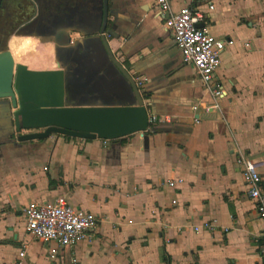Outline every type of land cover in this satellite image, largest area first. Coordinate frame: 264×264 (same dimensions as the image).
I'll list each match as a JSON object with an SVG mask.
<instances>
[{"label":"crops","instance_id":"0c3cea01","mask_svg":"<svg viewBox=\"0 0 264 264\" xmlns=\"http://www.w3.org/2000/svg\"><path fill=\"white\" fill-rule=\"evenodd\" d=\"M38 1L1 0L0 34L9 35L2 49L30 69L58 68L52 55L61 44L52 36L68 30L69 43L84 37L69 26L44 31L50 22L39 19L50 10L48 0ZM192 3L208 12L210 33L235 42L217 71L226 91L221 99L182 61L154 0H107L108 44L132 78L143 79L148 115L158 119L147 131L124 142L59 134L19 141L10 101L0 98V264H15L22 245L20 264H74L72 258L75 264H264L263 223L236 164L238 151L264 161V0H174L172 9ZM27 38L34 51L23 48ZM14 47L27 55L19 60ZM40 47L52 52L46 67L35 54ZM201 102L218 108L193 111ZM171 180L177 187L168 186ZM59 195L99 222L92 243L52 254L55 244L26 233L22 208ZM204 220L216 228L193 230Z\"/></svg>","mask_w":264,"mask_h":264},{"label":"built area","instance_id":"2783aa9c","mask_svg":"<svg viewBox=\"0 0 264 264\" xmlns=\"http://www.w3.org/2000/svg\"><path fill=\"white\" fill-rule=\"evenodd\" d=\"M174 0H154L165 30L172 35L173 41L180 51L182 61L192 65L198 75L203 87L214 99H221L226 96V91L217 76L218 68L221 64L222 54L227 48L234 45V40L230 36H216L204 25L209 16L200 5L192 3L184 5L177 10L172 9ZM208 10L214 9V3L209 1ZM202 24L201 27L198 25ZM248 45V43H245ZM139 91L143 87V79H134ZM218 108L217 102L209 106L206 103H196L192 105V110L198 109L209 111ZM156 116L148 115L149 125L157 122ZM197 122L198 120L195 119ZM236 164L239 167L242 180L246 186L249 198L254 202V207L258 218L263 223L261 240L258 243V250L264 259V161L257 160L249 151H238ZM169 187H177L176 180L168 181ZM175 200L172 203L175 204ZM25 219V229L33 239L51 247L52 254L56 248L73 249L79 243H92L96 237L98 227V217L89 210L73 206L62 196H56L51 200L42 202L29 201L22 208ZM216 228L214 220H204L193 230L212 231ZM25 246L22 245L18 253V261L25 254ZM72 262H77L72 258Z\"/></svg>","mask_w":264,"mask_h":264},{"label":"water","instance_id":"95a60500","mask_svg":"<svg viewBox=\"0 0 264 264\" xmlns=\"http://www.w3.org/2000/svg\"><path fill=\"white\" fill-rule=\"evenodd\" d=\"M107 16V0H101L97 30L101 48L133 94L132 98L127 89L129 96L120 94L121 102L131 103L76 102L77 97L69 93L63 67L28 69L24 64L14 63L8 49H1L0 98L10 101L19 141L43 139L54 133L80 139L116 140L148 129V112L142 95L132 76L115 58L105 36L111 33ZM65 41L69 43L70 39L66 36ZM22 130L30 132L21 133Z\"/></svg>","mask_w":264,"mask_h":264},{"label":"rangeland","instance_id":"374dc122","mask_svg":"<svg viewBox=\"0 0 264 264\" xmlns=\"http://www.w3.org/2000/svg\"><path fill=\"white\" fill-rule=\"evenodd\" d=\"M43 4L47 11L50 10L48 11L49 16H42L39 19V23L42 25L47 21L50 22L48 30L42 28L44 31L51 32L56 27L62 30L69 26L81 30V37H84L82 40L67 43L65 41L66 36L69 37V33L72 31L62 30L58 37L56 35L52 36L55 42L59 44H61V41H65L62 43L63 45L61 44L56 48L52 57H55L62 64L61 67L65 69L68 76V90L72 96L74 94V97H77L75 101L88 103L118 102L120 93L123 96H129L130 93L132 97L133 94H131V89L126 80L119 76L120 74L111 64L103 48H101L100 32L97 31L101 18V0H48ZM228 17L230 15L226 16V18ZM247 29H250V27L247 26ZM8 36V34H0V50L5 47ZM46 36L52 38L51 35ZM105 36L107 37V33H105ZM43 38L46 37L43 36ZM23 48L34 51L33 41L27 38ZM19 49L20 47L15 48V50ZM26 49L18 51L19 60L25 57L24 54L27 55ZM23 52L24 54H21ZM35 54L38 56V62L42 63L44 67L49 65L52 52L48 53L40 47L35 51ZM114 56L118 60L120 59L116 53ZM120 89H122L121 92ZM123 89H128L129 93ZM27 234L31 237L29 233Z\"/></svg>","mask_w":264,"mask_h":264},{"label":"trees","instance_id":"16d2710c","mask_svg":"<svg viewBox=\"0 0 264 264\" xmlns=\"http://www.w3.org/2000/svg\"><path fill=\"white\" fill-rule=\"evenodd\" d=\"M66 138H69L68 136H66ZM120 140L122 141V142H124V137L123 138H120ZM52 184V181H51V179L49 180V185H51ZM231 210V209H230ZM234 214V213H233ZM170 262L169 261H167V264H169Z\"/></svg>","mask_w":264,"mask_h":264},{"label":"bare ground","instance_id":"6f19581e","mask_svg":"<svg viewBox=\"0 0 264 264\" xmlns=\"http://www.w3.org/2000/svg\"><path fill=\"white\" fill-rule=\"evenodd\" d=\"M12 54V53H11ZM12 58H13V61H14V63H15V57L12 55ZM28 69H30V68H28ZM35 70V69H34Z\"/></svg>","mask_w":264,"mask_h":264}]
</instances>
